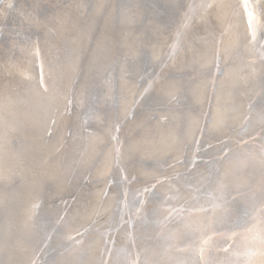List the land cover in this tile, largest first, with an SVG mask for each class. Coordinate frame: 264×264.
I'll return each mask as SVG.
<instances>
[{"label": "bare ground", "instance_id": "bare-ground-1", "mask_svg": "<svg viewBox=\"0 0 264 264\" xmlns=\"http://www.w3.org/2000/svg\"><path fill=\"white\" fill-rule=\"evenodd\" d=\"M9 4L0 20V264H24L45 238L36 264H98L104 233L125 222L128 234L119 228L104 264L131 263V247L134 264L263 263L264 0ZM67 96L73 110L63 112ZM202 124L195 148L223 142L179 175ZM254 126L258 143L217 155ZM71 193L57 219L59 207L47 201ZM181 199L188 203L164 219ZM207 227L218 236L196 259L194 238ZM225 238L233 245L219 252ZM154 239L181 244L166 251ZM253 246L262 255L240 257Z\"/></svg>", "mask_w": 264, "mask_h": 264}, {"label": "water", "instance_id": "water-1", "mask_svg": "<svg viewBox=\"0 0 264 264\" xmlns=\"http://www.w3.org/2000/svg\"><path fill=\"white\" fill-rule=\"evenodd\" d=\"M10 1L11 0H2L0 2V15H1L0 16V20H3L5 17H7V14L9 13V10H6V9H10L9 7H14L13 4H9ZM2 10H6V11L1 13ZM2 14H4V15H2ZM0 23H1V21H0ZM32 56H33V63H32V65H33V68H34V71H35L36 80L38 81L41 78L40 58H39V56H38V54L36 52H33L32 53ZM175 96L173 95V96H171L168 99L169 100V103H172L173 101H176L175 100L176 99ZM69 101H70V99L67 96L66 97V102L64 104V108H63L64 110H63V112L64 111L65 112L70 111L71 107H72V110H73V103H71ZM247 104L248 103L246 102V109H247ZM208 106H209V95L207 96V100L205 102L204 111L207 109ZM246 117H247V115H246ZM246 117L244 119L241 118L242 119V123H243V121L246 122V120L248 119L249 116L247 118ZM52 122H53V120L50 119L49 122H48V124H47V126L45 127V133L46 132L48 133V131H49L47 129L48 128V125L50 127L52 125ZM200 125H201V123H200ZM201 129L203 130V124H202V126H199L196 129V132L193 135V139H192V142H191V145H190V152H189V155L187 156V160H186L187 164L182 169L184 171H181L182 173H179V175H182L184 173H187L188 172L187 171V168L189 169L190 165L192 167V166H195L196 163H203V162L208 161V158L205 157V154L206 153L204 152V150H206L207 148L216 147L220 142H223L222 140H220L218 143H216L214 145L213 144H209L202 151L201 150H198V148H195V147L198 145V140L200 138ZM259 132H260L259 127L258 126H254L252 129H250V132H249V134H247V136L241 135L238 138L236 137V138L232 139L231 141H229L228 139H226L225 144L222 143V145L218 148V154L217 155L218 156H224V155H226L229 152L231 146H240L241 147V146L246 145V144H248V145L251 144V143L253 144V142H252L253 140H254V143H258L257 140L259 139ZM117 138L118 137H116V139ZM114 141H115V137L113 138V141L112 142H114ZM228 142H230V143H228ZM217 155H216V157H217ZM211 161H214V158ZM181 162H182L181 160L171 161V162L168 163V166L166 168H169L170 171H171V168L174 165H176L178 163H181ZM176 169H175V171H176ZM190 169H192V168H190ZM175 171H171V174L172 175L169 178H167V179H166V177L165 178H160L159 182H162L164 179H166V181H169L170 179H173L174 178ZM89 175H88V173H86L85 175H83V179L82 178L79 179L80 185H82L83 182H85V183L87 182V179H88ZM119 175H120L119 177H121L120 172H119ZM107 179H108V177L105 179L106 180V183H104V186L101 189V196L104 195L107 192L106 191V187H108V189H109L112 186V184H108L107 183ZM150 184H152V182H149L148 181L144 186H142L139 189V191L137 192V194L134 196L133 201L136 202V207H135V210H134L135 212H138V210L140 209V206L143 204V201L146 198L147 194L152 190V189L149 188V185ZM153 184H156L155 183V180H153ZM232 189H234V188H232ZM232 191H235V190H232ZM227 194H228V192H227ZM227 194L224 197L225 199H227L226 201H230V200L235 201L236 200V195L235 196H232V195L229 196V194L228 195ZM73 195H74V193L68 194V195H66L64 197H62V196H55L54 199H50L49 201H47L49 204L50 203L53 204L54 207H57V208L59 207V209H58L59 212L56 215V218L57 219H62L63 218L64 210H66L65 208L68 206L69 202H71L73 200V197H74ZM164 195H166V194L164 193ZM124 200H125V198L123 196H121L120 197V201H118L119 202L118 203V208H117L118 212H121V209L124 211V204H123V201ZM248 202L249 201H247V203ZM250 202H249V204H250ZM185 203H188L187 200H183L182 201V199H181L179 205L178 206H175L174 209L171 210V208L170 209L169 208H165L167 211L165 212L164 219H169L171 217H174L176 215L175 211L176 210H177V212L178 211H181L183 209V207L185 206ZM252 203H254V201H252ZM254 212H255L254 210H249L247 212V215L248 214L249 215L247 216L246 224L244 226H246L249 221H252L253 220V218L251 217L252 216L251 214L254 213ZM132 215L133 216H136V214L130 213V216H132ZM124 225H127V222L121 224V226H120L121 228L118 227L114 231L111 230L112 228H109L108 231H106V233H104V247L102 249L101 254L98 255V264H104V261L106 260V253H108V250H109V247H110L111 243L114 242V238L117 235L116 232L119 230V228L121 229L120 231H126V228H125ZM109 230H111V231H109ZM84 231H85L84 229L80 228V229H78L76 231L69 232V236L66 238V240L68 242L74 241ZM124 234L127 235L128 234V231H126ZM217 236H218L217 233H214L213 231H210L209 230V227H207L206 230L203 231V233H199L196 236V238H194V244L196 246L195 249H194L195 252H196L195 253L196 254V259L198 257H200L201 254L211 246V243L215 242L214 239ZM229 239L230 238H225V242H222L221 243V246L222 247L219 248V252H225V251H227V250L230 249V247L233 245V243L232 244L229 243V241H228ZM46 240H48V239H46V238H45V240L44 239H41V242L38 243V245L35 248L34 252L32 251L30 257L28 258V260L24 264H36L37 263V260H38V258L41 255L40 254V251H41V249H43V247H45V244H46L45 241ZM143 241L147 245L148 242H146L144 239H143ZM154 241L155 242L160 241V247H161V249H166V247L168 246L169 249L171 250V249H173V247L177 248V246L179 244H181V243H176V245L175 244L172 245L173 243L172 244H169V243H171V241H162V240H158V239H154ZM209 243H210V246L207 245ZM74 244H76V242ZM127 244H129V246L131 247V245H130L131 242L128 241ZM131 249H132V247L129 248V250H130L129 253H130V256H131V263H129V264H134V258L133 257L136 254V252H134V250L132 249V251H133V253H132L131 252ZM166 251H168V249H166ZM179 252H183V251H179ZM132 255H133V257H132ZM260 255H262L260 249L257 248V247H255V246H253V247H249L246 250V253L243 254L240 257H243L245 259H252V258H257ZM261 264H264V259H263V263H261Z\"/></svg>", "mask_w": 264, "mask_h": 264}]
</instances>
